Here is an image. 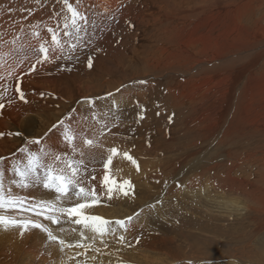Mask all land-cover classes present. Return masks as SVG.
<instances>
[{
    "label": "bare ground",
    "instance_id": "1",
    "mask_svg": "<svg viewBox=\"0 0 264 264\" xmlns=\"http://www.w3.org/2000/svg\"><path fill=\"white\" fill-rule=\"evenodd\" d=\"M42 2L0 0V36L5 41L16 40L14 45H0V54L7 53L10 49L27 50L29 45L35 46L37 38L32 36V25L38 26L35 30L40 31L41 35L47 32L45 25L55 26L56 20L50 17L59 11L57 0H50L49 4L44 1L43 5ZM51 2L56 5L50 8ZM70 2L75 3V0ZM152 2L154 1L148 4ZM160 2L165 3L155 4L154 9L145 7L141 16L140 13L128 15L131 8L126 4V0H83V4L87 6L85 11L89 16L96 15L97 26L100 29H109L112 20L102 19L101 16L112 15L113 18L124 20V16L127 15L128 21L139 19L138 40L148 30L147 24H158L164 18L161 12L165 17L178 18V23L173 28V25L170 26L165 35V40L172 45L170 48L164 45L161 55L165 60L164 67H174L171 70L172 74L176 70H181L180 75L183 79L171 80L173 82L169 85L172 86L168 88L165 100L171 111L179 112L181 107L185 106L186 112L196 114L189 116L185 112L181 122L174 119L172 116L174 113L170 110L162 114L166 106L162 99L160 101L154 99L153 92L150 91L154 87L151 88L150 84L140 87L134 82L121 83L117 87L120 92L115 90L113 97L98 100L97 105L100 109L112 107L115 114L120 116L117 127L113 128L112 132L105 130L104 136L100 137L101 142L106 146L119 145L123 150H129L137 159L139 171L128 161L115 158L112 168L114 171L119 170L117 179H131L135 185V200L131 203L128 202L133 200L132 198L102 202L93 214L115 220L140 213L139 219L133 220L131 225L134 233L141 235L140 245L143 244L144 234L147 232H150L156 242L167 244L176 240V237L170 236V230L164 229V226L179 230L181 235L176 245H180L177 248L183 256L178 261L186 260L183 264H188L189 261L192 264H208L190 256L191 253L185 250L188 245L192 252L208 256L213 240L226 242L232 232L238 240L243 237V234L239 235L238 229L245 230L246 225L251 224L256 227V234H261L255 240L262 245L259 250L250 248L261 254L259 258L255 255L253 259L258 264H264V65L258 69V65L264 60V44H261L264 41V11H257L264 8L262 5L264 0H197V4L187 9L185 6L190 3L189 0ZM260 2L261 4H258ZM136 7L139 9L138 5ZM49 9L50 15H46ZM124 10L126 11L122 12ZM8 16L11 17L9 20ZM31 20L33 22H30ZM21 26L23 31L20 30ZM91 31L90 28L85 37L89 38L93 34ZM46 38L50 39V34ZM257 49L262 50L255 51ZM241 52L243 57L232 59L233 61L226 63L225 67L216 66L228 54L239 55ZM25 55H29V52L19 53V59H23ZM76 55L78 56V53ZM4 59L12 62L9 56H5ZM73 60L77 62V59ZM57 64L63 65L65 60L57 61ZM205 64L207 66H204ZM200 65L203 67L198 70ZM28 66L29 61L20 65L23 75H20L19 79L28 103L19 101L18 94H15L16 100L9 107L5 99V108L0 109L2 132L23 131L28 136L42 135L71 109L78 110V117L83 114L86 107L82 103L84 98L105 97L103 94L109 92H102L103 85L94 83L93 78L84 80L80 78L81 75L75 69L73 71L74 67L67 73L63 66L62 68L53 65L47 68L38 66L37 72L28 73ZM85 70L90 73L96 69L91 67ZM216 71L219 72L214 73ZM16 82L8 81L13 92ZM41 92L45 95L41 96ZM63 97L70 101H63ZM113 99L116 102L115 107L112 105ZM172 103H175L174 107H178L176 110ZM193 103L194 107L191 108ZM68 104L70 105L67 107ZM140 115L143 119H139ZM99 119L103 120L104 117L101 116ZM108 119L111 123H116L111 119V114ZM168 121H174L169 139L166 138V130L164 131V127L170 125ZM183 122L187 134L182 136L184 139L185 136H189L187 145L177 147L175 150L166 149L165 146L178 137L176 125ZM151 126L157 128L155 143L151 142L154 143L153 146L147 142L151 136L148 134L151 132L146 129ZM97 129L99 124L91 118L81 122L80 130L89 137H93ZM156 131L152 132V136ZM112 133L117 135L113 136ZM200 139L202 140L200 143L207 147V151L199 158L197 156L200 154L198 148ZM55 140L53 137L49 142L55 143ZM241 140L246 144L254 140L252 143L254 147L236 153L231 145ZM21 144L20 137H0V156L9 155ZM191 160L195 162L192 163ZM94 166L97 169L102 167L100 163ZM173 167L175 170H172ZM211 173L216 178L214 183L202 181L203 178L210 180ZM100 176L102 178V172ZM175 181L180 182V187L172 184ZM195 181L198 182L196 186ZM161 188L166 189L162 196L159 195ZM148 205L155 207L149 211ZM226 208L230 210H225ZM196 215L205 220V229L195 222ZM140 224H144V228H140ZM191 228L208 234L209 244L204 243V237L200 234L195 235L193 230L182 234ZM195 241L198 243L197 246L194 244ZM43 244L44 241L39 234L27 233L21 238L18 232L0 231V264H60L61 259L67 260L68 255H74V252L67 251L62 258L55 248L47 249ZM49 251L52 253L51 256L48 254ZM104 251H111V248ZM144 253L145 251L140 249L142 256ZM106 258L107 255L99 260L97 256V263ZM145 260V264H171L160 257ZM109 261L113 264L112 258ZM109 261L105 264H109ZM97 263L90 259L88 261V264ZM221 264L235 262L231 260Z\"/></svg>",
    "mask_w": 264,
    "mask_h": 264
},
{
    "label": "snow or ice",
    "instance_id": "2",
    "mask_svg": "<svg viewBox=\"0 0 264 264\" xmlns=\"http://www.w3.org/2000/svg\"><path fill=\"white\" fill-rule=\"evenodd\" d=\"M57 4L60 11L50 17L56 20L55 26L45 25L47 32L44 35L35 30L37 25L31 26L32 36L37 38L35 46L29 45L27 50L10 49L0 54V109L5 108V99L11 107L16 100L15 94L20 101L28 103L19 83L20 75H23L21 64L29 61L28 73L37 72L38 66L62 68L57 61L78 60L76 53L85 46L84 36L90 28L94 30L97 26L96 15H88L83 0H75V3L57 0ZM20 30L23 31V26ZM49 34L50 39L46 38ZM15 43V39L5 41L0 36V45ZM24 51L29 55L19 59V53ZM5 56L11 57L12 62L5 60ZM87 66H93L91 56L87 59ZM13 80L17 81L14 92L8 83ZM134 83L146 86L148 81ZM116 92L120 89L117 88ZM113 96L108 92L105 97L84 98L82 103L86 107L83 114L78 117V110L73 108L39 136H28L23 131H0V137L14 136L22 140L14 152L0 156V231L18 232L21 238L27 233L39 234L44 241L43 246L55 248L62 258L67 251L74 252V255L67 256V260L61 259L60 264H88L89 259L97 262L96 254L111 256L141 244V235L135 234L131 226L133 220L139 219L140 213L115 220L93 214L102 202L135 198V185L131 179L118 180L119 170L114 171L112 165L115 158H120L139 171L137 159L129 150H123L119 145L106 146L100 140L105 130L112 132L120 122V116L112 107L100 109L97 105L98 100ZM112 105L116 106L115 99ZM110 114L116 123L110 122ZM101 116L103 120L99 119ZM89 118L99 124L98 135L94 133L93 137L80 130L81 122ZM139 119L143 116L140 115ZM53 137L56 138L55 143H50ZM96 163L102 165L101 169L94 166ZM177 187H180L179 183ZM154 207L148 205L149 211ZM110 248L111 251H104ZM48 254L51 256V251ZM146 255L156 254L148 252ZM76 257L82 259L77 260ZM117 264L127 262L118 259Z\"/></svg>",
    "mask_w": 264,
    "mask_h": 264
},
{
    "label": "rangeland",
    "instance_id": "3",
    "mask_svg": "<svg viewBox=\"0 0 264 264\" xmlns=\"http://www.w3.org/2000/svg\"><path fill=\"white\" fill-rule=\"evenodd\" d=\"M37 1H43V2L46 1L49 4L50 0H37ZM126 1H127L126 4L129 5L131 8L130 14L128 13V15H135V13H140L141 16L143 14L142 12H143L145 7H147V8L152 7L154 9L155 4L162 5L165 3V2H160L162 0H126ZM150 1H154V2H152L151 4H148V2H150ZM166 1H168V0H166ZM189 1H190V3L189 2L187 3V5H186L187 7L185 6L186 9L188 7L194 5V4H197V0H189ZM43 2H42V5L44 4ZM50 4H51L50 8L56 5L54 2H51ZM258 4H261V2ZM136 5H138L139 9H137ZM262 5H264V4H262ZM261 7H263V6H261ZM57 9L60 11V5L59 4H58ZM47 11L48 12L46 15H50L51 10L49 9ZM125 11L126 10H124L122 12H125ZM257 11L263 12L264 8H262L261 10L258 9ZM144 14H146V13H144ZM160 14L164 17L163 19H165V20L162 19L160 21L161 23L159 22L158 24L156 23L155 25L147 24V29H148L147 31L148 32L146 31L147 33L145 32L143 34L144 36L142 35L139 40L137 39V35H138L137 25H138L140 20L136 19L134 21L133 20L128 21L129 17L127 15L124 16V20H120L117 17L112 18L111 25H110L109 29L105 28V30H104V29H100L99 26H96L94 30L92 29L93 34L90 35L89 38L84 36V41L86 43H85V46L78 52L79 58H78L77 62H74V60H71V61L65 60L66 65L63 64L61 66H63V69L67 73L69 72L68 69H71L74 67L73 71L75 69L77 71V73H79V75H81L80 78H82L83 80L87 79V78H93L94 83H101L103 85L102 86V92L109 91V92H112L113 94H115V90L118 87V84H121V83H128L129 84V83L136 82L139 80H147L148 81L147 84L148 85L150 84L151 88L154 87L150 90L153 92L154 99L157 101H160L162 99L164 102V106H166V108L163 110L162 114L165 112H168L169 110L171 111L170 106L169 105L167 106L168 103H166V100H165L166 97L168 96L167 90L170 86H172L169 84H170V82H173V81H179V80L181 81L183 79L182 78L183 76L180 75L181 70H176L175 73L172 74L171 70H173L174 67H167V68L164 67L163 64H164L165 60H164L163 56L161 55V51L164 49L163 48L164 45H166V48H170V46L172 45L169 43V41L165 40V35H166L170 26L173 25L172 26V28H173L174 25L176 23H178V21H177L178 18H174L172 16H166L165 17V14L163 12H161ZM179 15H180V13H179ZM10 18L11 17L8 16L7 20H9ZM172 19H173V21H172ZM30 22H33V20H31ZM131 26H133V27H131ZM163 29L166 32L163 31ZM86 38H88V40ZM88 41H90V43H88ZM261 44H264V41L261 42ZM156 48L159 49L160 51L157 50ZM245 49H248V48H245ZM261 50L262 49H257L255 51H261ZM251 53H253V52H251ZM150 54H151V57H150ZM89 56H91V58L93 60V66L92 67H95V69H96L94 71H91L90 73L85 70V68L89 69V67L87 66V59ZM238 57L239 58L243 57V53L241 52L239 55H232L230 53L227 56H225L224 58H222L216 64V66L218 65L221 67H225V65L229 64L228 62L239 59ZM263 65H264V60L260 62V64L258 65V69L261 68V66H263ZM204 66H207V64H205ZM201 67H203V65H200L198 67L199 68L198 70H200ZM193 71L195 72V70H193ZM217 72H219V71H216L214 73H217ZM190 73H191V71H190ZM190 73H188V74H190ZM161 76H162V78H161ZM172 76H175V77H172ZM171 80H173V81H171ZM137 85H139V84L137 83ZM139 86L142 87L144 85H139ZM101 94H103V93H101ZM106 94L107 93H105L103 95H106ZM63 101L69 102L70 100L63 97ZM174 104L175 103H172V106ZM69 105L70 104H68L66 106L68 107ZM193 107H194V103L192 104L191 108H193ZM173 108L176 110L178 107L173 106ZM181 108L182 109H180L179 112L171 111L172 113H174V115H172V113H171V115L174 117V119L179 120L180 122L183 120V116L185 115V112L187 110V108L185 106H183ZM186 114H188L189 116H191V115L195 116L196 115L195 113H191L190 111H187ZM193 119L195 120L196 118H193ZM169 123H170L169 126L164 127V131L166 130L165 132L167 135L166 138L168 136L170 137L171 127L173 126L174 121L169 122ZM185 127H186V125L184 122L176 125L175 128L179 132L178 137L176 138L177 140L175 139L174 142L170 143L171 145L168 144L167 146H165L166 149L171 150L174 148V150H175L177 147L179 148L181 146L187 145L189 136H185L186 139H184V137L182 136L183 134H187ZM155 129H157L155 126H151V127H148L146 129V130H149L151 132L148 134L151 136L148 137L147 142H148V144L150 143L149 145H152V146L155 143L154 142L155 141L154 136L157 135V131ZM154 131H156V133H153V136H152V132H154ZM169 137L167 139H169ZM251 141H252V143L255 142L254 140H251ZM151 142H154V143H151ZM200 142H202V140L198 142L199 143L198 148L200 149V154L197 157H199V158L201 157V155H203L207 151V147H204V144H201ZM252 143L250 142L249 144H246V143L242 142V140H241V141L235 143V145H231V147L233 150L235 149L236 153L239 154V153L245 151V149L247 150V149L253 148L254 146H252ZM242 148H244V150ZM191 162L194 163L195 160H191ZM172 170H175V167H173ZM200 175H199V177H200ZM171 180L172 179H170V183L172 182ZM202 181L213 182V181H216V178H214L213 174L211 173L210 180L203 178ZM176 182L178 183V181H175L172 184H175V186L177 187ZM197 183L198 182L195 181V186L197 185ZM165 193H166V189L161 188V190L159 191V195L162 196V194L164 195ZM197 195H202V194L197 193ZM134 200L135 199L131 200L128 203H131ZM194 207H195V205H194ZM195 208H197V206ZM195 222L201 224V226H203L204 229L206 228V225H205L206 222L201 217L197 216L195 219ZM139 226H140V228H144V224H140ZM183 227H184V225H183ZM246 227L247 228L245 230L244 229L241 230V228L238 229L240 232L239 235L243 234V237L239 238L238 240H237V236H235L233 234L234 232H232L227 237L226 242L221 241L219 239H217L215 241L213 240L212 245L208 251V253H209L208 256L203 254V253L198 254L197 252H195V253L192 252V250H189L190 245H188V247H186L185 250H187V252L189 254L191 253L190 256L197 257L198 259L203 260L204 262H206L208 264H214V263L215 264L216 263L221 264L224 261H231V260L234 261L235 264H251V262L249 263V261H253L254 262L253 264H255V263L258 264L257 262L254 261L253 258L255 255L258 258L260 257L261 254L257 250H259V248H261L262 245H260L258 242H256L255 238L256 239L259 238L261 236V234L260 235L256 234V227L251 225V224H249V225L247 224ZM164 229H167L168 231L170 230L171 231V232L169 231L170 236L171 235H172V237L175 236L176 240H173L167 244H162V243L156 242L153 239L152 235L149 234L150 232L149 233L147 232L146 234H144L143 244L137 246L139 251H137V248H134V249L123 251L122 253L124 256H122V253H117V254H120L119 256L117 254L107 256L108 259L107 258L104 259L103 264H105V262H108L109 259H111V258H112L113 264L114 263L117 264L118 258L119 259L121 258V260H123V261L126 260L127 264H140L143 262V260H144V262L142 264H145V261H146L145 258L146 259H153V258H157V257L165 259L167 262H171V264L172 263L183 264L186 260L178 261V259L183 258V256H181V251L179 252V250L177 248L180 245H176V241L178 240V237L181 235V232L179 230L177 231V230L172 229L170 227L167 228V226H164ZM192 230H193V232L195 231V235H199V234L202 235L204 237L203 242L204 243L206 242L209 244V240L207 237L208 234L203 233L201 231H196L195 229L191 228V229L183 231L182 234L192 232ZM205 235H206V237H205ZM233 235H234V237H232ZM194 239H189V240H194ZM196 239H197V236H196ZM205 240H207V241H205ZM218 241H220V242L218 243ZM249 243H250V245H249ZM194 244L196 246L198 245V243L196 241L194 242ZM239 244H241V245H239ZM251 247L253 249H257V250H251L250 249ZM197 248H199V246ZM140 249L145 251L143 256L140 254ZM200 249H201V247H200ZM136 252L138 255L136 254ZM148 252L155 253L156 255H146V253H148ZM96 255L99 257V260H102V256H99V254H96ZM197 255H200V256H197ZM138 256H140V257H138ZM141 257H143L144 259ZM124 258H126V259H124ZM133 258H134V260H133ZM140 260H142V261H140Z\"/></svg>",
    "mask_w": 264,
    "mask_h": 264
},
{
    "label": "clouds",
    "instance_id": "4",
    "mask_svg": "<svg viewBox=\"0 0 264 264\" xmlns=\"http://www.w3.org/2000/svg\"><path fill=\"white\" fill-rule=\"evenodd\" d=\"M225 210H230V209H227V208H226Z\"/></svg>",
    "mask_w": 264,
    "mask_h": 264
}]
</instances>
